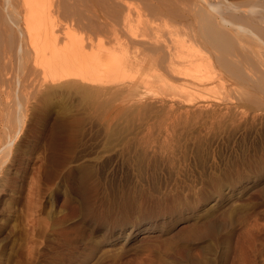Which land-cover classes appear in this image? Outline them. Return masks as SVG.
<instances>
[{
  "label": "rangeland",
  "instance_id": "rangeland-1",
  "mask_svg": "<svg viewBox=\"0 0 264 264\" xmlns=\"http://www.w3.org/2000/svg\"><path fill=\"white\" fill-rule=\"evenodd\" d=\"M141 83L140 100L180 91ZM124 93L119 106L138 99ZM68 96L34 105L2 165L0 264H264V121L236 135L179 141L171 161L161 139L146 135L157 130L154 116L123 113L113 127Z\"/></svg>",
  "mask_w": 264,
  "mask_h": 264
},
{
  "label": "bare ground",
  "instance_id": "bare-ground-1",
  "mask_svg": "<svg viewBox=\"0 0 264 264\" xmlns=\"http://www.w3.org/2000/svg\"><path fill=\"white\" fill-rule=\"evenodd\" d=\"M146 82L180 91L140 100ZM124 92L138 99L122 106ZM62 94L84 99L107 125L123 113L154 116L157 130L143 131L161 139L160 154L171 161L186 138L256 127L264 121V0H0V187L29 111ZM145 138L137 139L143 155Z\"/></svg>",
  "mask_w": 264,
  "mask_h": 264
}]
</instances>
